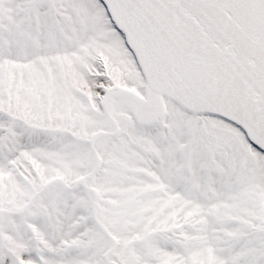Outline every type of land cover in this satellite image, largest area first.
<instances>
[{
	"label": "snow or ice",
	"instance_id": "6c2138e0",
	"mask_svg": "<svg viewBox=\"0 0 264 264\" xmlns=\"http://www.w3.org/2000/svg\"><path fill=\"white\" fill-rule=\"evenodd\" d=\"M0 264H264V0H0Z\"/></svg>",
	"mask_w": 264,
	"mask_h": 264
}]
</instances>
